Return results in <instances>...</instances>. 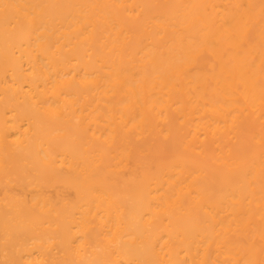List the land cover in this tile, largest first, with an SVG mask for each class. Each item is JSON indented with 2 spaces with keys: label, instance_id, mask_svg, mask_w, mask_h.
Returning <instances> with one entry per match:
<instances>
[{
  "label": "bare ground",
  "instance_id": "6f19581e",
  "mask_svg": "<svg viewBox=\"0 0 264 264\" xmlns=\"http://www.w3.org/2000/svg\"><path fill=\"white\" fill-rule=\"evenodd\" d=\"M0 264H264V0H0Z\"/></svg>",
  "mask_w": 264,
  "mask_h": 264
}]
</instances>
